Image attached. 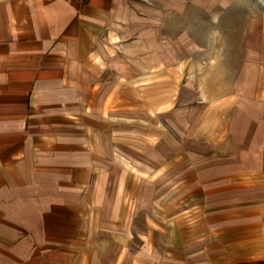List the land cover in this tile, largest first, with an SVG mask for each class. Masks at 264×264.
Here are the masks:
<instances>
[{
    "label": "crops",
    "instance_id": "1",
    "mask_svg": "<svg viewBox=\"0 0 264 264\" xmlns=\"http://www.w3.org/2000/svg\"><path fill=\"white\" fill-rule=\"evenodd\" d=\"M125 14L0 0V264H264V120L224 155L186 146L184 126L159 154L134 112L158 59Z\"/></svg>",
    "mask_w": 264,
    "mask_h": 264
},
{
    "label": "rangeland",
    "instance_id": "2",
    "mask_svg": "<svg viewBox=\"0 0 264 264\" xmlns=\"http://www.w3.org/2000/svg\"><path fill=\"white\" fill-rule=\"evenodd\" d=\"M118 5L126 12L127 35L140 37L143 51L152 50L158 59V70L138 81L141 109L134 110L157 123L153 149L164 155L166 136L180 149L183 126L195 135L185 145L204 156L250 145L247 140L264 120V0H118ZM143 174L149 179V172ZM150 176L158 183L154 209L165 214L164 161Z\"/></svg>",
    "mask_w": 264,
    "mask_h": 264
}]
</instances>
